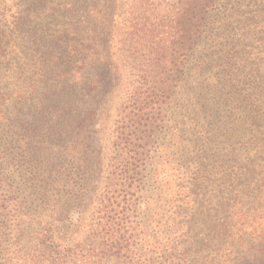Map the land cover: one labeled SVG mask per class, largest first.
Segmentation results:
<instances>
[{"label": "trees", "instance_id": "16d2710c", "mask_svg": "<svg viewBox=\"0 0 264 264\" xmlns=\"http://www.w3.org/2000/svg\"><path fill=\"white\" fill-rule=\"evenodd\" d=\"M0 264H264V0H0Z\"/></svg>", "mask_w": 264, "mask_h": 264}, {"label": "rangeland", "instance_id": "374dc122", "mask_svg": "<svg viewBox=\"0 0 264 264\" xmlns=\"http://www.w3.org/2000/svg\"><path fill=\"white\" fill-rule=\"evenodd\" d=\"M112 117H113V110H112V108L109 107L108 112L106 114H104V117L102 119L103 122L101 124L102 125V129L101 130H102V134L103 135H105V134L108 133L109 127H110V122H111ZM77 217H78V214L77 213H74L72 215V218L74 220H76Z\"/></svg>", "mask_w": 264, "mask_h": 264}]
</instances>
